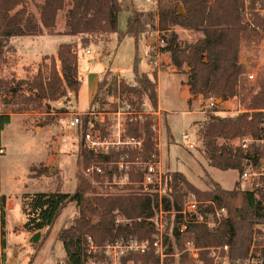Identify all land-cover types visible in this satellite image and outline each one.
Instances as JSON below:
<instances>
[{"label": "trees", "instance_id": "obj_1", "mask_svg": "<svg viewBox=\"0 0 264 264\" xmlns=\"http://www.w3.org/2000/svg\"><path fill=\"white\" fill-rule=\"evenodd\" d=\"M179 1L184 5V13L179 12L180 3L171 0H159L147 9L140 8L136 3L125 6L122 0H34L40 14L38 18L28 8L27 0H0V59L13 36H36L42 34L44 29L54 34L60 11H65L66 34L82 36L84 43H89L96 36L109 40L113 34H117L119 40L125 36L138 40L141 35L148 36L158 31L159 40L164 41L161 51L170 52L175 68L185 70L188 74L187 83L192 95L188 103L194 96L201 95L205 99L214 97L223 101L239 97L245 104L247 111L224 116L209 112L201 122L204 139L201 152L208 165L222 170L240 171L245 156H253L255 160L264 158V148L252 146L246 152L240 145L244 136L259 137L263 133L264 74L258 77L256 89L254 86L246 87L243 82L246 66L240 60V51L243 40L252 41L260 33L264 34V16L252 10L255 28H250L241 13L243 0ZM256 1L251 0V8ZM124 8L128 9L129 16L126 29L119 30V14ZM175 25L200 35L193 41H184L172 28ZM58 58L60 69L54 63L46 70L40 69L33 78L20 79L13 76L4 84L0 81V89L4 87L3 93L10 96L8 104L13 113H27L44 107L50 109L48 100L61 96L65 85L75 91L76 95L79 94L83 81L78 78L79 53L76 46L71 42L60 44ZM110 72L106 70L101 74L92 106L101 112L119 111L121 105L118 99L127 100L128 109L125 111L129 115L135 113V116L126 121V134L143 138L142 149L123 148L118 152L95 153L83 146L79 154L82 171L78 174L75 191L63 192L57 189L24 194L22 204L26 220L23 228L31 233L43 231L45 240L61 211L68 204L74 203L75 212L60 228L57 241L66 264H89L88 236H92L97 245L126 237L150 239L157 231L154 218L161 202L168 213L165 244L170 253H177L175 244L181 253L184 239L189 237L201 247L228 244L229 264H240L250 255L255 227L264 225V191L256 193L246 190L240 180L236 181L233 188L227 189L213 179L207 190H201L179 170L163 172L161 196L158 192L144 193L139 188L134 189V185H126L129 190L118 194L92 191L91 179L85 170L93 160L117 159L121 154L129 153L131 160L139 158L147 161L153 155H159L158 135L154 128L156 117L143 114L145 102L150 103L153 112L159 108L158 70L140 71L136 61L135 83L132 84L124 79L119 80L117 75ZM110 97L116 101H110ZM87 118L83 117L79 128L82 136L86 132ZM10 121V113L0 114V132ZM166 126L168 141L171 142L173 136L169 126ZM220 139L226 142L237 141L238 145L232 148L226 143H220ZM116 172L120 174L118 170ZM143 174L144 170L134 167L129 174L130 181H140ZM96 178L100 179L101 176ZM190 192H195L201 200H214L226 207L227 215L213 228L203 223H192L186 236L181 237L178 211L182 209ZM6 200L4 194L0 195V232L1 227L6 225ZM0 242L5 248V240L0 239ZM258 251L264 257V248L255 249L254 254ZM2 257L6 259L5 253ZM179 257L180 264H186V254L181 253ZM131 258L145 264L158 261L154 252L135 254ZM171 260L174 261V257Z\"/></svg>", "mask_w": 264, "mask_h": 264}, {"label": "rangeland", "instance_id": "obj_2", "mask_svg": "<svg viewBox=\"0 0 264 264\" xmlns=\"http://www.w3.org/2000/svg\"><path fill=\"white\" fill-rule=\"evenodd\" d=\"M37 1L43 2L44 0ZM122 1L125 6L136 3L140 8L147 9L156 5L159 0ZM171 1L179 2V12H185L184 5L179 0ZM27 5L39 18V10L34 0H27ZM128 16L129 11L124 8L119 14V30L126 29ZM65 21V11H60L54 34L44 29L42 34L36 36L11 37L0 59L2 84L11 80L13 76L20 79L33 78L40 69L46 70L54 63L58 69L61 68L58 58L59 44L61 40L69 39L68 41H72L71 43L78 50V78L84 81L78 95L65 85L61 96L55 100H48L50 109L44 107L27 113H13L8 104L10 96L3 93L4 87L0 89V114L10 113L11 118L13 117L5 129L0 132V145L5 149L4 153H0V192L7 199L5 208V221L7 216V222L5 227H1L0 232V239L5 240L6 246L3 248L0 242V249L5 253L6 264H53L55 259L62 258V248L56 235L66 220L73 216L75 204L70 203L61 211L51 228L47 241L42 246L40 241L43 239V234L36 243H33L32 236L23 228L26 217L22 197L27 193L57 189L63 192H73L77 188L78 174L82 171L79 154L84 146V138L80 127L71 126V121L76 113L98 109L93 108L92 102L97 92L100 76L106 70L129 84L135 83L134 65L136 61L140 71L158 70V102L165 111L158 108L157 112H153L150 103L145 102L143 114L156 117L154 128L158 135L159 156L163 171H182L188 180L201 190L209 188L211 179L218 181L227 189L233 188L239 180V172L236 169L222 170L208 165L201 152L204 140L201 122L206 115L201 112V108L206 102L205 98L194 97L195 99L192 98L188 103L189 91L185 83L188 77L187 72L174 69L175 66L170 60V52L161 51L160 55L154 56L150 51V47L157 46L159 42L158 31L151 32L148 36L141 35L138 40L132 36H125L119 40L118 35L113 34L111 40L96 36L91 38L89 43H84L82 36L70 35L69 37L66 34ZM172 28L184 41H193L200 35L180 25ZM64 35L68 37L65 38ZM88 48L92 50V53L86 52ZM96 51H99L101 55L96 56ZM240 60L245 64L246 72L255 73L254 81L245 75L244 84L246 87L254 86L256 89L258 77L264 74L263 33L252 41L243 40ZM121 100L118 99V103L125 111L128 109L126 105L128 102ZM228 100L231 102L225 105L221 102L218 106L219 110H229L228 113H222L223 116L234 115L233 111L238 109L240 103L239 108H245V104L240 101L239 97H232ZM110 101L116 100L110 97ZM106 107L109 108V104ZM125 112L121 116L124 121L135 116V113L129 115L127 111ZM101 116V113L95 115L99 119ZM165 120L173 136L171 142L168 141L169 132ZM106 121L108 122L102 127L104 134H107L109 128L115 129L113 124L117 123V119L114 116H106ZM185 132L189 134V141L195 145L194 148H189L185 143L183 139ZM220 143H226L232 148L238 145L237 141L226 142L224 139H220ZM103 182L102 180L101 183H95L91 179L92 191L101 194H118L129 190L125 186ZM247 184L245 182L244 186ZM134 189L137 187L135 186ZM261 244L264 245V241ZM175 248L178 252L176 244ZM261 258H264L262 254ZM172 263L180 264V257Z\"/></svg>", "mask_w": 264, "mask_h": 264}, {"label": "built area", "instance_id": "obj_3", "mask_svg": "<svg viewBox=\"0 0 264 264\" xmlns=\"http://www.w3.org/2000/svg\"><path fill=\"white\" fill-rule=\"evenodd\" d=\"M244 4L241 7V13L250 28H255L252 18V10L264 16V0H257L253 8L250 7L251 0H243ZM164 41L159 40L157 46L152 45L150 51L154 56L161 53V46ZM87 53H92L91 49L86 50ZM96 56H100L99 51L95 52ZM176 70V68H174ZM245 75L252 81L255 80L254 72H246ZM114 98V97H112ZM113 100V99H112ZM205 104L201 108L202 113H214L222 115L228 113L229 110H219V103L214 97L205 99ZM241 103L239 104V107ZM234 110V115L239 112L247 111L245 108ZM264 112V109L262 110ZM97 113H101V119L95 117ZM126 113L121 108L119 111L90 110L83 113H76L71 121V126L79 128L83 122V117L87 116L86 132L83 135L84 147L95 153H109L111 151L118 152L123 148L141 150L143 146V138H136L126 134V121L122 120L121 116ZM100 115V114H99ZM106 116H114L117 123L113 124L115 129H108L107 134H104L102 127L108 122ZM110 126V125H109ZM263 133L259 137L246 135L240 141L242 149L246 152L252 146L264 148V118L261 123ZM183 139L189 148H194L195 145L189 141L190 137L187 132L183 134ZM5 149L0 145V153H4ZM141 168L144 170L143 178L140 181H130L129 174L131 170ZM116 170L120 172L117 174ZM239 180L242 187L246 190L260 193L264 191V158L260 157L255 160L253 156H245L243 158V168L239 171ZM163 170L159 155H153V158L142 161L139 158L131 160L129 153L121 154L117 159H109L106 161L93 160L86 168L85 173L93 182L110 185H135L144 193L158 192L162 195ZM112 175V178H109ZM97 176H101L97 179ZM102 179V180H101ZM248 183L244 186V183ZM208 207L210 210H207ZM174 213V212H173ZM180 220L178 230L181 237H185L188 227L192 223H203L209 228L218 226L223 217L227 215L226 207L220 206L214 200H201L195 192H190L185 198L183 207L178 211ZM168 213L163 209L160 202L157 215L154 218L156 233L152 238L137 239L134 237H126L117 239L114 242H109L104 245H97L92 236L87 237V254L89 264H145L144 262H135L131 258L135 254H145L154 252L158 256V261L151 264H173L175 259L180 256V252L170 253L165 244V233L168 225ZM120 218V217H119ZM121 220V219H120ZM264 241V225H257L253 234V246L250 255L241 264H264V258H261V251L254 254L257 248H264L263 244L258 242ZM182 253L187 256V264H227L229 258V245L221 244L217 246L201 247L195 243L192 238L185 237L184 249ZM0 249V264H6V260L2 257ZM99 257V258H98ZM174 257V261L171 258ZM53 264H66L64 258L55 259Z\"/></svg>", "mask_w": 264, "mask_h": 264}, {"label": "crops", "instance_id": "obj_4", "mask_svg": "<svg viewBox=\"0 0 264 264\" xmlns=\"http://www.w3.org/2000/svg\"><path fill=\"white\" fill-rule=\"evenodd\" d=\"M63 37V36H62ZM64 37L65 38H67L68 37V35H64ZM69 37H70V35H69ZM39 40V39H38ZM69 39H65V40H61L60 41V44H62V43H68V42H70V41H68ZM110 40H111V38H110ZM72 42V41H71ZM59 44V45H60ZM171 60V59H170ZM187 80H188V77H187ZM84 82V81H83ZM186 83V87H187V89H188V91H189V96H188V100L192 97V95H191V93H190V87H189V84L187 83V82H185ZM94 93H95V91H94ZM93 93V94H94ZM194 97H198V98H201L202 96L201 95H197V96H194ZM203 98V97H202ZM195 99V98H194ZM229 102H231L230 100H226V101H223L222 103H223V105H225L226 103H229ZM159 109L160 110H164L165 111V109L161 106V105H159ZM13 118V117H12ZM12 118H11V120H12ZM159 148H160V145H159ZM0 195H2V193L0 192ZM6 222H7V216H6ZM28 232V231H27ZM42 232V234H43V231H41ZM28 234L29 235H31V236H33V234L34 233H31V232H28ZM57 235H58V233H57ZM57 235H56V237H57ZM49 237V236H48ZM48 237L44 240V239H42V241H40L41 243H42V246L44 245V243L47 241V239H48ZM39 242V243H40ZM62 255V254H61Z\"/></svg>", "mask_w": 264, "mask_h": 264}, {"label": "water", "instance_id": "obj_5", "mask_svg": "<svg viewBox=\"0 0 264 264\" xmlns=\"http://www.w3.org/2000/svg\"><path fill=\"white\" fill-rule=\"evenodd\" d=\"M223 100L220 98V99H218V103H221ZM41 235H42V232L41 231H37L36 233H34V235L32 236V239H31V241L33 242V243H36L39 239H40V237H41Z\"/></svg>", "mask_w": 264, "mask_h": 264}]
</instances>
